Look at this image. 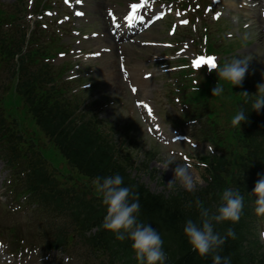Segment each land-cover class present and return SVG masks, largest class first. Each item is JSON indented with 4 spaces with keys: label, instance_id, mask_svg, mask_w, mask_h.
I'll use <instances>...</instances> for the list:
<instances>
[{
    "label": "trees",
    "instance_id": "1",
    "mask_svg": "<svg viewBox=\"0 0 264 264\" xmlns=\"http://www.w3.org/2000/svg\"><path fill=\"white\" fill-rule=\"evenodd\" d=\"M23 77V81H26L24 93H26L27 101L31 105L33 104V115L39 119V124L46 131V135L55 140L71 164L82 170L83 175L92 181L98 176L119 173L124 178V184L132 187L141 205L140 220L151 226L154 224L153 228L160 233L164 241L163 249L168 257L167 264H212L211 257H200L192 250L183 233L185 221L189 218L197 220L199 217L195 207L193 205L189 207L191 201L188 196L177 193L176 197L165 199L161 195H154L144 186L134 182L127 173L130 161L125 164L119 160L113 161L114 144L106 137H104L105 141L100 140V134L94 127V121L73 125L76 121L72 118L73 114L68 107H56L52 96L56 90L47 88L48 83L40 73L31 75L24 71ZM204 102H206L205 95L194 99L195 104L201 105ZM8 115L14 116L12 113H8ZM28 153L20 151L14 158L21 157L19 158L21 162L25 160L23 155H28ZM28 159L36 163L30 167L33 179L29 181V189L44 187V182L41 180L42 175L46 173L44 166L34 158ZM67 179V176H64L56 182L53 177V182L56 183L47 189L54 193L52 198L55 201V209L62 207L65 202L64 186L68 182ZM222 183L223 180H220L219 184ZM49 197L46 194L43 196V200H47ZM103 217V212H96L94 217L89 219L93 224L83 228L86 229L84 231H87L98 227L99 231L95 235L96 237L89 240V244L94 250L99 245L109 248L115 238L113 234H109V231L102 227ZM59 234L62 232L59 231ZM57 240L63 242L61 236H58ZM109 249L114 251L113 247ZM249 250L236 236L235 239L227 240L220 254L229 256L232 264H264V258L256 257L253 253L248 252ZM132 263L137 264V261L133 260Z\"/></svg>",
    "mask_w": 264,
    "mask_h": 264
},
{
    "label": "clouds",
    "instance_id": "2",
    "mask_svg": "<svg viewBox=\"0 0 264 264\" xmlns=\"http://www.w3.org/2000/svg\"><path fill=\"white\" fill-rule=\"evenodd\" d=\"M249 62L246 57L234 56L228 62L208 70L211 72L214 69L218 78L216 86L212 89V96H223L225 89L218 83L220 80L229 83L232 89L242 85ZM243 95L245 102L251 100L252 111L259 113L264 108V83L257 86L255 94L243 92ZM248 113L241 108L231 119V124L241 127L248 122ZM172 163L174 161H169L168 166ZM173 171L185 190L192 192L194 182L190 177L189 166L176 164ZM94 184L103 205L106 206L102 227L111 232L117 241L131 242L137 264H167L164 241L155 228L140 220L139 198L131 186L124 184V178L119 173L98 176L94 178ZM251 194L255 196V213L264 217V177L257 181ZM192 204L198 207L199 217L197 220L187 219L183 227V233L192 250L200 257H211L212 264H232L229 256H222L220 253L229 238H236L234 228L229 226L224 234L215 229L216 225L221 223L230 222L234 226L240 221L244 197L238 190L226 188L220 195V202L215 211L203 206L199 199L190 202L189 207ZM261 235L264 238V233Z\"/></svg>",
    "mask_w": 264,
    "mask_h": 264
},
{
    "label": "rangeland",
    "instance_id": "3",
    "mask_svg": "<svg viewBox=\"0 0 264 264\" xmlns=\"http://www.w3.org/2000/svg\"><path fill=\"white\" fill-rule=\"evenodd\" d=\"M4 1H8V0H4ZM12 2L14 0H11ZM124 1V0H123ZM105 2V0H94L95 4H100ZM109 4L112 6V8H114V4L116 2V0H109L108 1ZM115 9V8H114ZM102 16V11L99 10L98 13H96L94 15V17L97 18V20L100 19V17ZM96 23L95 21L92 23L94 24ZM70 30H72V28H76V26H78V22L76 21L75 23H70L67 25ZM91 29V28H89ZM91 30H95L94 28ZM81 38H77L76 36H74L72 34V31L70 34L66 33L64 34V41H66L68 44L71 45L72 49L76 52V45H77V40H80ZM82 45H84L85 47H96V41L94 42H82ZM133 55H136L137 53L140 52L139 49H137L136 47H130L129 50ZM141 52H143V50H141ZM112 58L116 59L117 62V54L111 56ZM64 60L61 59H57L56 64L61 63ZM92 61V60H90ZM106 66L105 61L100 63V62H94L89 68L93 69V71L95 72L94 76L92 77V81L97 83V86L94 87L92 90L96 95V98H99L101 101V104H106L107 103V107L103 110V112L101 114H99L100 118L102 120H107L108 122L115 124L119 129L124 128V126L126 127V125H132L134 127H136V125L139 127L137 132H132V135L134 137V139L137 140L139 148H140V153H142L141 158L145 151L151 150L154 147H157V152H155V157L152 159V161L150 162V170H153V172L156 174V176L159 178V180H154L153 177L149 176V175H143V179L145 184H149L150 187L152 188V190L158 189L159 187V181L163 178V181L165 183V188H174V187H181L184 188L181 184V181L174 176V171L173 169L176 167V164H180L181 160L178 159L177 157V153L172 156L170 154L169 151L173 150H169L166 151L165 148H163V146H157L156 143H152V141L150 140V138L146 135V132L144 130V127L142 124L137 123V117H135V113L132 116L133 113V109L130 106V104H132L135 99L131 96V94L129 93L127 84L125 83V81L123 80L122 76L120 75L119 72V68H118V63L115 66L114 70V74L113 76H109L107 75V73L104 72V67ZM110 67V71H111V66L110 64L108 65ZM83 68V67H82ZM118 76V78H117ZM165 88H169L168 86H166ZM162 97V113L165 114H170L171 112H173L175 109H179L180 108V104L176 105H172L170 102H168V100L165 98L164 94H161ZM142 98V96H138L137 99ZM132 120V121H131ZM134 124H131V122H134ZM47 156L49 159H51L55 164L60 163L61 158L59 155H57L54 151L48 150L47 151ZM140 155H138L139 157ZM140 158V159H141ZM169 161H174V163L170 164L168 166V162ZM190 173V177L192 178L193 182H194V189L195 186L197 185V183L199 182V176L201 175L198 174L196 171L194 170H189ZM5 176V172H2L0 175V181L1 179ZM7 176V174H6ZM171 182V183H169ZM1 189V186H0ZM185 189V188H184ZM21 220H25L26 218L21 217ZM62 258V256H59V259ZM64 262H66V259L64 257ZM74 264H80V262L78 263H74Z\"/></svg>",
    "mask_w": 264,
    "mask_h": 264
},
{
    "label": "snow or ice",
    "instance_id": "4",
    "mask_svg": "<svg viewBox=\"0 0 264 264\" xmlns=\"http://www.w3.org/2000/svg\"><path fill=\"white\" fill-rule=\"evenodd\" d=\"M77 2H81V0H77ZM147 0H141V3H133L131 4V9L132 12L129 14V18H131L132 16L135 15L136 11L140 8H142L144 6V4H146ZM77 15H83V13H77ZM109 15H111V13H109ZM219 17V14H217V18ZM185 23H187V21H185ZM201 65H208L211 68H214L216 66V63L214 60L212 59H208V60H204V59H200L196 61V67H200ZM133 91H135V89H133Z\"/></svg>",
    "mask_w": 264,
    "mask_h": 264
},
{
    "label": "bare ground",
    "instance_id": "5",
    "mask_svg": "<svg viewBox=\"0 0 264 264\" xmlns=\"http://www.w3.org/2000/svg\"><path fill=\"white\" fill-rule=\"evenodd\" d=\"M109 64L112 65L111 66V71H110V67L108 66ZM113 65H114V63H112L111 61L108 60L107 63H106V66L104 67V72L107 73V75H109V76H113V74H114V72H113ZM117 78H118V76H117ZM134 79L136 81H138V79L136 77H134Z\"/></svg>",
    "mask_w": 264,
    "mask_h": 264
}]
</instances>
